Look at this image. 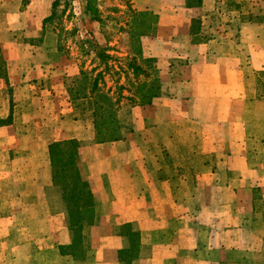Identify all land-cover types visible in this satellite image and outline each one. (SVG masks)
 I'll use <instances>...</instances> for the list:
<instances>
[{"label": "crops", "instance_id": "1", "mask_svg": "<svg viewBox=\"0 0 264 264\" xmlns=\"http://www.w3.org/2000/svg\"><path fill=\"white\" fill-rule=\"evenodd\" d=\"M54 1L0 0V264H82L60 253L72 236L49 146L67 141L96 214L83 264H126L127 225L139 234L130 264H264V18L241 19L263 4L131 0L156 17L140 46L161 94L119 112L121 140L97 143L64 85L79 67L44 24Z\"/></svg>", "mask_w": 264, "mask_h": 264}, {"label": "trees", "instance_id": "2", "mask_svg": "<svg viewBox=\"0 0 264 264\" xmlns=\"http://www.w3.org/2000/svg\"><path fill=\"white\" fill-rule=\"evenodd\" d=\"M96 0H86V12L91 20L101 24L95 6ZM28 0H23L25 6ZM225 12L238 8L236 3L228 4ZM60 0L52 4L51 15L44 24H56L57 9ZM130 19L126 21L122 33L129 36L130 54L123 58L110 55L109 47H102L90 58V67H85L84 60L79 62V74L66 79L64 85L75 113L81 118L92 121L97 143L119 141L123 138V129L118 114L123 106L136 107L150 105L153 99L161 94L159 72L156 60L142 56L140 38L152 35L156 30V17L150 13L130 11ZM264 18V8L260 6L249 9L243 16V21L260 22ZM195 28L192 27V33ZM63 32V31H61ZM58 36V50L62 51L61 36ZM67 33V31L65 32ZM83 49V48H82ZM90 52L83 50L84 57ZM114 63H120L114 66ZM117 69L115 71L114 69ZM118 77L108 86L106 75ZM122 75V83L118 80ZM263 77L264 72L258 74ZM6 78V64L0 52V79ZM258 92L264 98V82L258 80ZM78 144L76 141L53 143L49 146L52 183L62 191V200L65 204L68 227L72 236L71 244L60 248L62 256H68L78 263H86L89 254L87 228L94 223L95 209L88 185L80 179L76 162ZM167 157V155H166ZM122 236L128 242V248L118 252L119 261L130 264L138 256L139 234L131 226L122 227Z\"/></svg>", "mask_w": 264, "mask_h": 264}, {"label": "rangeland", "instance_id": "3", "mask_svg": "<svg viewBox=\"0 0 264 264\" xmlns=\"http://www.w3.org/2000/svg\"><path fill=\"white\" fill-rule=\"evenodd\" d=\"M73 1L60 0V6L57 9V19L55 20L56 24H46L57 35L63 31L60 33L62 40V51H59L60 56L74 61L77 66L80 60H84L85 67L88 69L91 68L90 58L102 47H109L111 49L110 55L123 58L126 55L127 37L120 29L125 28L126 21L131 17L130 11L133 10L131 0H96L95 6L98 10V16L102 20L101 24L90 20V16L84 11L83 5L81 6L82 14H78V8L76 9ZM226 1L228 4L234 2L233 0ZM252 1L257 4L262 3V6H264V0ZM66 31L67 33H65ZM83 50L90 52L89 57H84L82 54ZM119 65L120 63H114V66ZM114 70L117 71L116 68ZM117 77V75L113 74L106 75L105 80L108 82V86L112 85V80H115ZM121 78L122 75L118 80L119 83L124 81ZM126 107L123 106L122 109ZM125 116L119 119L122 120L124 125L127 120Z\"/></svg>", "mask_w": 264, "mask_h": 264}]
</instances>
